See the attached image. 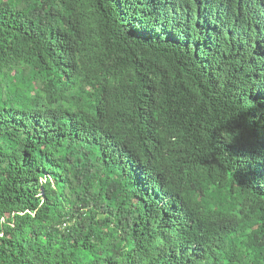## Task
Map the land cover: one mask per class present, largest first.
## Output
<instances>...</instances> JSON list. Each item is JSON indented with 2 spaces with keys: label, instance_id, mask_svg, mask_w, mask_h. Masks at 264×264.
Segmentation results:
<instances>
[{
  "label": "trees",
  "instance_id": "1",
  "mask_svg": "<svg viewBox=\"0 0 264 264\" xmlns=\"http://www.w3.org/2000/svg\"><path fill=\"white\" fill-rule=\"evenodd\" d=\"M0 264H264V0H0Z\"/></svg>",
  "mask_w": 264,
  "mask_h": 264
},
{
  "label": "clouds",
  "instance_id": "2",
  "mask_svg": "<svg viewBox=\"0 0 264 264\" xmlns=\"http://www.w3.org/2000/svg\"><path fill=\"white\" fill-rule=\"evenodd\" d=\"M252 0H249V2H251Z\"/></svg>",
  "mask_w": 264,
  "mask_h": 264
}]
</instances>
